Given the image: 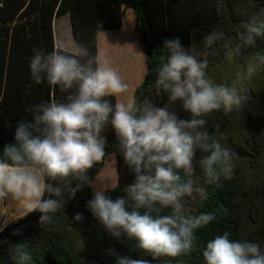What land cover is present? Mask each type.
<instances>
[{
  "label": "clouds",
  "instance_id": "9594fccd",
  "mask_svg": "<svg viewBox=\"0 0 264 264\" xmlns=\"http://www.w3.org/2000/svg\"><path fill=\"white\" fill-rule=\"evenodd\" d=\"M233 68L231 83L209 74L207 59L190 54L181 41L163 42L155 87L179 102L187 119L168 106L148 101L113 104L127 90L117 71L89 58V49L49 53L33 49L31 78L39 85L70 91L63 102L50 100L28 109V116L11 125L12 141L0 149V205L11 200L25 209V218L38 215V225H50L55 215L85 189L91 198L85 208L117 243L134 242L135 258L109 250L114 264H150L192 252L198 230L217 220L215 212L193 214L189 202L208 199L206 186L234 178L235 154L207 130L213 113H243L251 104L249 86L264 74V13L251 16L235 36L213 30L203 38ZM143 55V54H142ZM115 147L133 174L123 195L113 198L93 190L90 170ZM83 215L76 213L74 221ZM18 221V220H17ZM7 227L0 226V231ZM16 235H21L17 232ZM10 264H32L24 243L8 248ZM204 264H264L258 242L233 239L227 231L214 235L201 252Z\"/></svg>",
  "mask_w": 264,
  "mask_h": 264
},
{
  "label": "trees",
  "instance_id": "16d2710c",
  "mask_svg": "<svg viewBox=\"0 0 264 264\" xmlns=\"http://www.w3.org/2000/svg\"><path fill=\"white\" fill-rule=\"evenodd\" d=\"M128 9L133 10L146 66L133 102L167 105L187 119L180 103H169L167 94L155 87L163 42L178 38L190 54L208 60L212 78L231 83L233 68L224 62L219 50L206 47L203 38L213 30L234 37L238 25L264 13V0H0V149L12 141L11 125L26 118L31 106L50 100L63 102L71 94L59 87L50 88L46 82L37 85L29 71L33 49L45 53L59 50L53 28L56 20L69 16L77 46L87 47L89 58H97L98 34L119 30ZM259 47L264 48V42ZM249 94L252 102L243 113L220 111L206 118L210 137L235 154V175L219 186H206L208 199L190 201L188 207L193 214L215 212L217 220L197 231L188 255L152 260L140 253L150 264H204V245L225 231L233 239L258 242L264 247V74L251 83ZM106 99L116 103L115 97ZM104 135L110 145L107 155L90 170V176L95 180L109 155H115L116 184L106 191L116 198L124 194L134 177L122 155L111 146L115 144L111 129ZM91 195L88 189L78 193L50 225H38V215L33 213L6 227L0 233V264H10L7 250L17 243H24L30 251L32 264H114L107 254L110 249L135 258L134 242L117 243L86 210ZM76 213L83 215L81 222L74 221Z\"/></svg>",
  "mask_w": 264,
  "mask_h": 264
},
{
  "label": "crops",
  "instance_id": "0c3cea01",
  "mask_svg": "<svg viewBox=\"0 0 264 264\" xmlns=\"http://www.w3.org/2000/svg\"><path fill=\"white\" fill-rule=\"evenodd\" d=\"M55 30L56 38L58 34V47L73 52L77 47L71 38L69 19L67 17L59 19ZM144 55V47L141 45L135 31L133 11L128 9L123 26L114 32H102L98 39L99 61L101 63L107 62L109 66L117 71L123 82L127 84L126 92L119 97H115L116 103L133 102L134 92L143 81L146 72ZM141 68L144 69V74H141ZM110 156H114L116 161L115 155L111 154Z\"/></svg>",
  "mask_w": 264,
  "mask_h": 264
},
{
  "label": "bare ground",
  "instance_id": "6f19581e",
  "mask_svg": "<svg viewBox=\"0 0 264 264\" xmlns=\"http://www.w3.org/2000/svg\"><path fill=\"white\" fill-rule=\"evenodd\" d=\"M133 11V10H132ZM126 14V13H125ZM64 17H67L68 19H69V25H70V32H71V38L73 39V41H74V43H75V45H76V47H78L77 46V43H76V41H75V37H74V35H73V31H72V24H71V19H70V17L69 16H63V17H61V18H64ZM61 18H59V19H61ZM59 19H57L56 20V22H55V24H54V26H53V28H54V33H55V45H56V48L57 49H59V50H63V49H61V48H59L58 47V45H57V38H56V23H57V21L59 20ZM103 32V31H102ZM102 32H100L99 34H98V37H97V40L99 39V36H100V34L102 33ZM63 51H66V50H63ZM97 58H98V45H97ZM106 164H107V162H106ZM117 165V164H116ZM99 176V175H98ZM98 176L96 177V179L98 178ZM96 179L95 180H93V183L96 181ZM1 207H2V213H1V218H0V226H3L4 224H6L7 225V227L10 225V224H12V223H17L19 220H20V217H23L24 215H25V209L23 208V207H18L17 205H15L11 200H9V201H7L5 204H3V205H1ZM24 219V218H23ZM18 220V221H17ZM15 221H17V222H15ZM6 227H4V229H5ZM2 231H0V233H1Z\"/></svg>",
  "mask_w": 264,
  "mask_h": 264
},
{
  "label": "rangeland",
  "instance_id": "374dc122",
  "mask_svg": "<svg viewBox=\"0 0 264 264\" xmlns=\"http://www.w3.org/2000/svg\"><path fill=\"white\" fill-rule=\"evenodd\" d=\"M58 38V34H57ZM144 70V69H143ZM142 68H141V74H144ZM140 74V75H141ZM143 77V75H142ZM141 77V78H142ZM116 178H117V173H116V161L114 156H110L107 159V164L96 179V181L92 184V189L93 190H107L108 188L113 187L116 184ZM21 220V219H20ZM17 222V221H15Z\"/></svg>",
  "mask_w": 264,
  "mask_h": 264
},
{
  "label": "water",
  "instance_id": "95a60500",
  "mask_svg": "<svg viewBox=\"0 0 264 264\" xmlns=\"http://www.w3.org/2000/svg\"><path fill=\"white\" fill-rule=\"evenodd\" d=\"M1 213H2V207H1V205H0V218H1Z\"/></svg>",
  "mask_w": 264,
  "mask_h": 264
}]
</instances>
